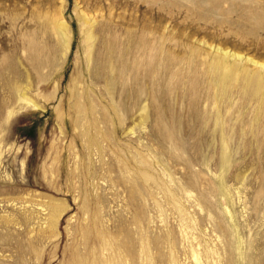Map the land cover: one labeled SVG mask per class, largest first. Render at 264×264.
<instances>
[{"label":"rangeland","instance_id":"rangeland-1","mask_svg":"<svg viewBox=\"0 0 264 264\" xmlns=\"http://www.w3.org/2000/svg\"><path fill=\"white\" fill-rule=\"evenodd\" d=\"M212 2L0 0V264H264V0Z\"/></svg>","mask_w":264,"mask_h":264},{"label":"bare ground","instance_id":"bare-ground-1","mask_svg":"<svg viewBox=\"0 0 264 264\" xmlns=\"http://www.w3.org/2000/svg\"><path fill=\"white\" fill-rule=\"evenodd\" d=\"M212 6H214L216 3L212 2L215 0H210ZM79 2V0H78ZM81 2V1H80ZM119 2V1H118ZM117 2V3H118ZM201 1H198L196 3V6L198 5L200 8H202L203 6L200 3ZM129 3V2H128ZM44 4V3H43ZM110 4V3H109ZM106 5V4H105ZM109 6V5H108ZM91 7V6H90ZM43 8V6H42ZM93 8V7H92ZM52 9V8H51ZM90 9V8H89ZM63 10V9H62ZM115 10V9H114ZM43 11V10H42ZM61 11V10H60ZM62 13V12H61ZM109 13V12H108ZM107 13V14H108ZM155 13V12H154ZM123 14V13H122ZM133 13H131L132 15ZM114 15V14H113ZM138 16V15H137ZM24 18V17H23ZM77 18L80 20V24L82 26H96L95 25V20L93 18H90L84 11L83 9H80L77 11ZM25 21V20H24ZM52 24L53 26H57L58 31L62 34L63 36V44L65 46V48H68L69 46V29H68V24L66 22V20L63 18V16H57L54 17V19L52 20ZM113 24V23H112ZM85 42H87L86 44V49L89 50L92 46V41H93V35L88 33L86 35V37L83 39ZM89 57H90V52L87 53L86 55V60L89 61ZM22 95V99L25 100L27 103H32V105H36L35 101H33L32 99H30L29 97H27L24 93H21ZM54 210V209H53ZM55 212V210H54ZM53 212V214H54Z\"/></svg>","mask_w":264,"mask_h":264}]
</instances>
